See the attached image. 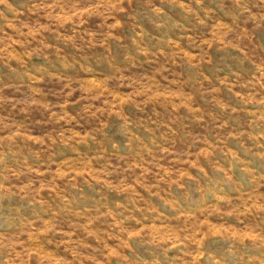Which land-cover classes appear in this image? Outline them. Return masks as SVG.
I'll return each instance as SVG.
<instances>
[{"label": "rangeland", "instance_id": "374dc122", "mask_svg": "<svg viewBox=\"0 0 264 264\" xmlns=\"http://www.w3.org/2000/svg\"><path fill=\"white\" fill-rule=\"evenodd\" d=\"M0 264H264V0H0Z\"/></svg>", "mask_w": 264, "mask_h": 264}]
</instances>
